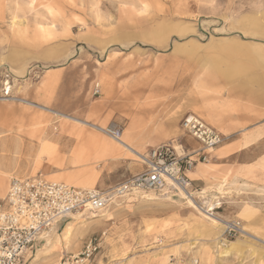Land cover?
I'll return each mask as SVG.
<instances>
[{
  "label": "rangeland",
  "instance_id": "374dc122",
  "mask_svg": "<svg viewBox=\"0 0 264 264\" xmlns=\"http://www.w3.org/2000/svg\"><path fill=\"white\" fill-rule=\"evenodd\" d=\"M244 51L254 55L247 57ZM246 62L254 67L244 73L213 68ZM6 71L19 99L116 127L122 134L132 120L126 111L144 108L138 138L155 141L151 147L176 140L186 149L199 148L181 127L182 119L195 113H182L175 121V112L185 107L212 111L224 122L216 126L227 137L222 146L244 138L253 143L233 166L262 158L260 174L241 184L229 182L228 192L218 193L220 188L202 194L193 187L189 199L131 195L97 221L88 214L84 232L72 218L62 222L27 252L25 264H58L64 256L80 254L94 237H102L101 249L84 264H264V138L257 141L264 137V125L253 124L254 116L264 122V113H258L264 105L254 100L258 78H264V0H0V81ZM242 78L251 84L252 93L245 95L251 96L248 108L226 93ZM96 84L101 90L97 96ZM5 106L27 110L30 116L10 114ZM239 114L252 116L251 124H236ZM25 118L37 121L18 123ZM60 123L73 125L74 141L56 136ZM35 129L40 133L29 132ZM80 130L84 135H78ZM167 131L171 138L158 140ZM97 133L37 107L0 102V175L92 181L100 164L76 148L79 139ZM50 134L58 148L53 157L42 155L50 154L45 139ZM207 201L220 205L207 213ZM228 221H239L244 232L226 237L223 224Z\"/></svg>",
  "mask_w": 264,
  "mask_h": 264
},
{
  "label": "built area",
  "instance_id": "2783aa9c",
  "mask_svg": "<svg viewBox=\"0 0 264 264\" xmlns=\"http://www.w3.org/2000/svg\"><path fill=\"white\" fill-rule=\"evenodd\" d=\"M3 72L0 81V102L26 105L13 94V78ZM100 85L94 95H100ZM6 100V101H2ZM28 106V105H27ZM183 132L200 147L183 148L172 140L150 147L141 157L143 170L109 189H80L62 182L47 181L42 177L12 178L6 198L0 200V264H25L28 251L34 249L42 236L74 214L85 212L102 214L116 201L131 195L154 194L161 198L189 199L195 194L190 173L198 163H207L227 137L195 114L182 119ZM112 128V136L119 138L122 130ZM184 194V195H183ZM243 233L239 221H228L224 234L236 237ZM101 238H92L78 255L64 256L58 264H84L102 246Z\"/></svg>",
  "mask_w": 264,
  "mask_h": 264
},
{
  "label": "crops",
  "instance_id": "0c3cea01",
  "mask_svg": "<svg viewBox=\"0 0 264 264\" xmlns=\"http://www.w3.org/2000/svg\"><path fill=\"white\" fill-rule=\"evenodd\" d=\"M242 49H239V50H242ZM243 55H245L247 57H249V56L251 57L254 54L251 52L248 53L247 51H244ZM12 58H16V53L12 54ZM11 63H12V69L14 72V69H16L15 63L12 60H11ZM253 67H254V63H252V62L251 63L246 62L245 64L243 63V64L226 65L223 68V70L218 66H215V65L213 66L214 69L219 68L223 74L230 73L231 71H234V70L238 71L239 73L240 72L244 73L247 69H252ZM14 74L16 76H18L20 73L14 72ZM242 77L244 78V75ZM243 78H242V80H238L235 83V85H232L229 87L227 86L228 91H226V93L234 95V98L236 101L237 100L241 101L242 102L241 105L248 108L250 103H251L249 101V98H251V96L246 97L245 95H249L252 93L251 84L248 83L247 81H245ZM258 83H259L258 84L259 85L258 92H255L258 94V96L254 97V100L255 101L258 100L261 105H264V78H263V76H260L258 78ZM4 108L3 109L5 111H8L10 114L12 112H14V113H18L20 115L30 116L28 111L24 110V109L6 107V106ZM144 111H145L144 108H135V109H130L129 111H126L130 115H132V120H131L129 127L124 130L125 134L123 133L125 135V139L127 142H129V143L132 142L137 146H141L143 154L145 153V152H143V150L145 151L147 148L151 147V145H152L151 142H155L153 140H149L148 142H144L143 139L138 138V137H140V134H141L139 132L140 131L139 126L142 124V121H143V119H141L139 116H140V113H143ZM189 112H194L195 115L201 114L206 120L203 119L199 115H197V116L201 117L209 125H211V126L214 125L213 127L217 131L222 133L217 127L224 126V122L222 121L221 116H219V114L214 113L212 111L210 114H207L206 112L201 111V109H197L196 107H194V109H188L187 107L181 108L180 110L178 109L175 112V121L179 120L178 118L182 115V113H189ZM258 113L263 114L264 108L259 109ZM223 117H229V116L223 115ZM235 117H237V119H238L236 124H244V123L251 124L252 116H250V115L239 114ZM253 118H254L253 121H255V122H253L254 125H264V122H260L261 117L259 119H257V116H254ZM12 120H18V119L13 118ZM55 120L58 121V119H55ZM207 120H209V122ZM256 120H259V121H256ZM35 121H37L36 118H34L33 120H32V118H25L23 121H19L18 123H22V126H29L32 124V122H35ZM13 124H14V121H12L11 125H13ZM34 126H36L35 123H34ZM72 126L73 125L70 126L69 123H60L58 125V127H56V131H57L56 136H59V137L64 138V139H69L70 141H74L73 137H75L77 135L75 134V129ZM81 130H83V129H81ZM81 130H80L78 135H81V134L84 135V132H82ZM263 131H264V129H263ZM29 132L34 133V134L40 133L38 129L31 130ZM167 132H169V131H167ZM262 132H261V134H262ZM172 134H173L172 132H169L167 134L164 133L162 135V139H158V140L169 139V138H171ZM222 134H224V133H222ZM97 135H99V136L96 137ZM231 135H233V134H230V136ZM52 136H53V134H50L49 136L45 137V139L48 140V142L50 143V147H51L50 154L47 155V154L42 153V155H46L48 157H53V155L56 153V150L58 148L53 143V138H51ZM101 136H103V135L99 134V132H98L97 134H93V136L90 138H88L87 136L83 137V138L78 140L77 148H76L77 153L79 150L83 151L81 156H83L85 158H91L92 161L100 164V166H99V167H101L100 170H97L94 172L95 173V179H93L92 181H86L83 179L71 178V177H67L64 175H62L61 177H52L53 180H47L43 176H40V177L44 178L47 181L62 182V183H66V184H67V182H64V180L70 178V181H73V182L80 181V183H82V184H79V183L75 182L76 184H74V186H73V184L68 182L69 185L71 184L70 186L80 188V189H93V188H97L98 186L100 188L109 187V186L114 185L118 182L124 181L128 177L134 176V175L140 173L141 170H143V167L140 164L141 162L139 163L137 161L132 160L134 158L132 156V154H130L128 151L117 148L113 142H111L110 140L105 139ZM227 136H229V135L227 134ZM49 138H51V139H49ZM261 138H264V137H260L257 141H260ZM45 139H43L42 142L45 141ZM245 140H246L245 138L235 140L232 143H229V144H226L222 147H219L215 151V153L213 155H211V160H214V161L212 163L205 164L207 166H204V164H200V163H198L196 165L195 173L191 177V180H192L193 185H194L193 187L196 188V192L200 190L202 194L208 193L211 195L214 193L215 190H218L220 188H223V189H222V191L218 190L219 191L218 193L228 192V190L231 189V187L229 186V182L232 181V182H238V184H241V183H244L245 180H247L250 176H252V174H254V173L260 174V171L258 169V168H260V167H258L259 166L258 164L260 163V161L262 159L260 157L257 158V160L254 161L252 164H247L244 166H243V164H238V165H234V166L232 165V163L235 164L234 159L238 155L242 154L248 148L253 146V143L252 144L249 143V140H251V138H247V140L246 141ZM238 141H243V142L245 141L246 143H245V145H244V143L239 144V143H237ZM104 143L106 145L109 143L110 145L105 146ZM193 144L195 146L199 145L195 141ZM41 147H42V145H40V150H41ZM88 153H89V156H88ZM229 172H231L234 175L233 178L228 177ZM35 177H39V176H35ZM27 178H31V177H27ZM62 179H64V180H62ZM9 182H10V179L0 177V196H4V195L6 196L8 189H9ZM5 196H4V199H5ZM215 196H217V195H212V197H215Z\"/></svg>",
  "mask_w": 264,
  "mask_h": 264
},
{
  "label": "bare ground",
  "instance_id": "6f19581e",
  "mask_svg": "<svg viewBox=\"0 0 264 264\" xmlns=\"http://www.w3.org/2000/svg\"><path fill=\"white\" fill-rule=\"evenodd\" d=\"M22 20V19H21ZM28 23V22H27ZM34 24V23H33ZM18 25V24H17ZM15 26V25H14ZM40 26V25H39ZM43 27V26H42ZM41 27V28H42ZM12 28V27H11ZM28 28V27H27ZM45 29V28H44ZM41 30V29H40ZM21 31V30H20ZM42 31V30H41ZM12 61H14V60H12ZM14 72H17L18 73V71L16 70V69H14ZM17 81V80H16ZM16 88V87H15ZM14 88V89H15ZM19 101H21L22 103H24V104H26V105H28V106H31V107H37V108H39V109H41V110H45V111H48V112H51V113H53L54 115H56L57 117H62V118H65V119H68V120H71V121H74V122H76V123H78V124H80V125H84V126H86V127H90V128H93L94 130H96V131H98L99 133H101V135H103V136H101V137H103V138H105V139H108V140H110L111 142H113L115 145H116V147L117 148H120V149H123V150H125V151H128L130 154H132V156L134 157L132 160L133 161H137V162H141V156L143 155V153H142V148H141V146H137V145H135L134 143H129V142H127L126 141V139H125V135L124 134H121V136L119 137V138H115V137H113L112 136V133H113V129L111 128H109V127H105V125L104 126H99V125H96V124H92V123H90V122H88V121H84V120H80V119H77V118H74V117H71V116H68V115H65V114H61L60 112H57V111H54V110H51V109H49V108H47V107H45V106H41V105H38V104H35V103H32V102H29V101H26V100H24V99H18ZM2 101H6V100H2ZM7 102V101H6ZM111 127V126H110ZM99 135H97L96 137H98ZM107 141V140H106ZM109 141V142H110ZM104 145L105 146H107V145H110L109 143L106 145L105 143H104ZM149 146V145H148ZM176 147V150H177V152L178 153H180V154H182V151H183V148L184 147H181V146H175ZM195 170V169H194ZM193 170V171H194ZM193 171L190 173V175L193 173ZM189 175V176H190ZM0 177L2 178V176L0 175ZM4 178H8V177H4ZM191 178V177H190ZM11 179V178H10ZM67 182V184H68V182L69 183H73V184H76L75 182H72V181H70V180H67L66 181ZM69 185V184H68ZM71 185V184H70ZM74 186V185H73ZM223 189V188H222ZM218 190H220V189H218ZM221 191V190H220ZM184 195V194H183ZM144 197H146V198H149L150 200L151 199H153V198H155V195L154 194H148V195H145ZM200 197V196H199ZM212 199V198H211ZM3 200H4V198H3ZM214 200H215V198H214ZM217 200H218V198H217ZM217 200H216V202H217ZM218 202H220V201H218ZM215 203V202H214ZM191 204H193L194 205V207H195V204L194 203H191ZM200 204V203H199ZM205 205H208L209 206V209L207 210V213L208 212H211L212 213V211H214L216 208H218V207H216L217 205H220L219 203L218 204H212V203H210L209 201H207V202H205L204 203ZM205 208H207L206 206H204ZM203 208V207H202ZM203 210V209H202ZM107 211V210H106ZM202 213V212H201ZM88 214H90L91 215V218H92V220H95V221H97V219H100L101 217H105L106 216V214H101V215H96V214H94V213H88V212H85V213H83V214H74L73 216H72V221H74L76 224H78V225H82L81 227H84L83 229H82V232H84L85 230H87V227H85V225H86V223L87 222H85V221H87V218H85ZM210 215V214H209ZM206 216H208V215H206ZM203 217H205V216H203ZM207 218V217H206ZM91 220V221H92ZM217 220V219H216ZM214 222H216L215 220H213ZM213 221H211V222H213ZM219 221V220H218ZM89 223H90V221H89ZM71 224H72V222H71ZM215 224V223H214ZM220 224V223H219ZM226 224H227V222H225L223 225H224V230H225V226H226ZM70 225V224H69ZM216 225V224H215ZM87 226V225H86ZM217 226V225H216ZM218 227V226H217ZM54 229V228H53ZM53 229H51L49 232H47V233H45L43 236H42V238H41V240H43L44 238H45V236L46 235H48V234H50V232L53 230ZM223 229V228H222ZM219 230V229H218ZM223 231V230H222ZM221 231V232H222ZM243 232H244V230H243ZM219 234H221V233H219ZM223 234V233H222ZM50 239V238H49ZM239 241V240H238ZM66 242H69V244H70V242H71V240L69 241H66ZM236 242V241H235ZM234 242V243H235ZM72 243V242H71ZM67 244V243H66ZM36 260V259H35ZM33 264V263H32ZM35 264V263H34Z\"/></svg>",
  "mask_w": 264,
  "mask_h": 264
}]
</instances>
